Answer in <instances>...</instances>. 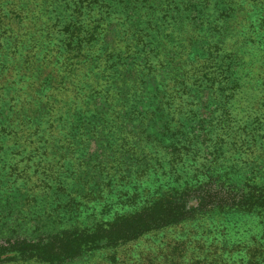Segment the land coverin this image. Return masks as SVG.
Segmentation results:
<instances>
[{"label":"trees","instance_id":"obj_1","mask_svg":"<svg viewBox=\"0 0 264 264\" xmlns=\"http://www.w3.org/2000/svg\"><path fill=\"white\" fill-rule=\"evenodd\" d=\"M1 48L0 264L169 227L193 264L232 260L230 213L264 217V0H0ZM259 217L244 264H264ZM202 218L217 256L186 231Z\"/></svg>","mask_w":264,"mask_h":264},{"label":"rangeland","instance_id":"obj_2","mask_svg":"<svg viewBox=\"0 0 264 264\" xmlns=\"http://www.w3.org/2000/svg\"><path fill=\"white\" fill-rule=\"evenodd\" d=\"M31 1V0H30ZM36 1V0H34ZM4 51L2 48L0 49V52ZM14 72L12 71L11 74ZM122 137V136H121ZM122 142H120V146L118 147L119 150H125V148H122ZM108 148V147H107ZM86 151L88 153H96L100 155V148L96 146L95 141H91V143L87 146ZM109 151V150H107ZM125 152V151H122ZM104 153H107L106 151ZM125 152L124 156L120 159V161L116 162L114 165V169L112 171H118L122 168V164L124 162V157L127 156ZM101 156V155H100ZM136 157V155H135ZM135 157H132L131 159H136ZM119 164V165H118ZM256 179L259 180L261 184H264V177L260 176L259 173H257ZM232 214V218H241L244 220V222H241L239 230L235 231L232 233L229 237L230 242L233 243L234 247L236 244H240L238 247H235L233 250L228 249L225 251L222 255L223 256H229L233 257L231 261L227 262L226 264H244L245 258L247 257L248 254H246L247 248L245 243L247 241L248 233L247 230L249 227H251V224H254V221H256L259 217V221H262L264 217L262 215H255V220H254V215H244V216H239V214ZM250 220H253L250 222ZM48 225L46 222H36L33 225H29L28 232L31 230V234L34 239H36L38 236L41 238H46L48 231H50V226H52L51 222ZM206 226V220L204 218L200 219L199 221L195 223H189L188 227L186 228V231L188 232H195L192 233L194 236L195 241H198V239H201L204 241V248H201L200 251H205L207 253H210L212 257L217 256L219 252H216L215 254H212L213 250V245L217 242L216 235L212 232V230H209L211 232L207 233V231L201 229L205 228ZM205 232L207 234H202L200 235L199 232ZM177 228L176 227H169L164 230H161L158 233H153L150 232L143 237H141L140 241L134 244V246H129L128 244L120 246L121 248H99L95 250H91L88 252H84L80 254L79 256L69 259V260H64L62 262H59L57 264H113L112 263V258L114 255V252L120 255L125 254L128 252L129 249H134L136 247H140L143 249L142 252V257L138 258V260L131 261L126 264H193V262L197 259L194 257V255L190 256H184L183 252L180 250V247L176 245V243L179 242V237L177 235ZM20 229L17 228L16 226H13L12 228H4V234L6 236L14 235V234H19ZM201 237H200V236ZM192 236V237H193ZM45 239H43L44 241ZM250 242V241H249ZM159 243V245H158ZM209 244V245H208ZM245 244V245H244ZM208 245V248H207ZM260 248L262 246L260 245ZM116 249V250H115ZM221 256V255H220ZM221 256V257H223ZM239 258V260H237ZM120 262V260H119ZM119 262L117 264H119ZM2 264H48L43 261L39 260H34V259H16V260H8L3 262Z\"/></svg>","mask_w":264,"mask_h":264}]
</instances>
